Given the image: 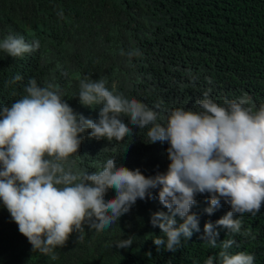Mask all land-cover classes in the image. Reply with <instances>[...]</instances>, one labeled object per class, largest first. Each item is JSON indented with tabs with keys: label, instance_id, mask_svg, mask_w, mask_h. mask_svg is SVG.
I'll use <instances>...</instances> for the list:
<instances>
[{
	"label": "trees",
	"instance_id": "trees-1",
	"mask_svg": "<svg viewBox=\"0 0 264 264\" xmlns=\"http://www.w3.org/2000/svg\"><path fill=\"white\" fill-rule=\"evenodd\" d=\"M8 34L29 44L39 40L40 46L15 58L0 50V107L22 98L35 78L38 86H57L77 114L96 120L102 105L79 102V81L85 76L103 77L108 90L157 111L158 123L169 110L198 111L195 101L208 89L209 98L221 105L244 93L257 109L264 104V0H0V40ZM122 49H137L141 55L129 59L120 55ZM17 74L22 79L12 83ZM121 119L128 124L126 116ZM129 127L132 137L121 141L84 133L78 154L65 167L91 174L115 158L118 167L139 169L145 177L165 173L170 145L148 143V128ZM157 193L152 189L150 198L137 199L103 232L85 224L82 239L73 233L65 246L47 255L33 251L0 201V264H205L210 256L220 264L225 239L236 241L229 254L245 252L254 256V264H264V205L255 216H234L242 221L240 234L218 228L212 248L201 239L204 224H214L230 206L221 200L209 215V195L197 194L190 214L199 218L200 231L182 239L175 252L157 251L153 239L163 234L151 225V215L167 212ZM115 195L109 189L105 199ZM129 236V248L115 247Z\"/></svg>",
	"mask_w": 264,
	"mask_h": 264
},
{
	"label": "clouds",
	"instance_id": "clouds-1",
	"mask_svg": "<svg viewBox=\"0 0 264 264\" xmlns=\"http://www.w3.org/2000/svg\"><path fill=\"white\" fill-rule=\"evenodd\" d=\"M39 46V40L29 44L13 34L0 40V50L13 58ZM120 55L131 59L141 53L122 49ZM21 79L17 74L11 82ZM24 92L11 106L0 107V201L33 251L52 253L65 246L73 233H80L78 239H82L85 224L105 231L137 199L150 198L152 189H158L159 202L167 209L151 215V225L163 234L153 239L157 251L175 252L182 239L190 240L200 231L199 218L190 214L197 194L209 195L205 209L209 215L221 206V200L230 206L214 224H204L201 239L212 248L217 247L218 228L240 234L242 221L234 216H255L264 205V104L257 109L247 93L236 100L225 98L221 105L209 98L208 89L195 101L198 111L169 110L161 118L163 123H158L157 111L108 90L103 77L85 76L79 81V102L102 105L96 120L77 114L51 83L41 87L31 78ZM129 124L148 128V143L170 145L165 173L145 177L139 169L118 167L115 158L91 174L65 167L78 154L84 133L90 130L91 138L121 141L133 135ZM109 189L116 195L106 200ZM132 237L117 241L115 247L129 248ZM234 244V239L220 241V264H254L251 254H229ZM205 264H214V257Z\"/></svg>",
	"mask_w": 264,
	"mask_h": 264
}]
</instances>
